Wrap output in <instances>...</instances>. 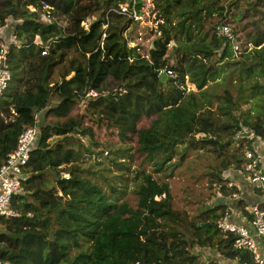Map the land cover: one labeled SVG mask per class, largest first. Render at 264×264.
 Segmentation results:
<instances>
[{
	"label": "trees",
	"instance_id": "trees-1",
	"mask_svg": "<svg viewBox=\"0 0 264 264\" xmlns=\"http://www.w3.org/2000/svg\"><path fill=\"white\" fill-rule=\"evenodd\" d=\"M126 1L0 0V47L14 21L0 167L36 117L39 127L13 199L21 215L0 216V260L251 262L218 221L239 193L229 173L246 171L247 151L264 145V0H152L158 25L148 54L129 44L138 21L110 11ZM165 69L174 75L162 81ZM132 144L136 168L128 164ZM192 154L207 162L213 195L223 198L194 214L175 207L166 180Z\"/></svg>",
	"mask_w": 264,
	"mask_h": 264
},
{
	"label": "built area",
	"instance_id": "built-area-1",
	"mask_svg": "<svg viewBox=\"0 0 264 264\" xmlns=\"http://www.w3.org/2000/svg\"><path fill=\"white\" fill-rule=\"evenodd\" d=\"M138 0H127L120 7L111 8L110 11H115L119 14L139 19ZM45 8H51L45 5ZM34 10L35 7L31 6ZM158 23L156 24L157 27ZM84 26L88 28L87 22ZM155 27V28H156ZM220 33L224 36L234 39V34L229 26H222ZM12 42V41H11ZM10 43V42H9ZM3 42L0 47V98L9 85L12 73L9 67L8 54L10 44ZM130 46L136 48L142 53L138 43L132 39L129 42ZM43 51V54H46ZM167 75H174L172 70L165 69L161 72ZM97 92L93 89L88 91V96H97ZM39 134L38 117L34 125L28 127L19 137L18 145L15 149L8 153L6 162L0 167V216L4 218H16L21 215V212L14 207L13 199L21 190H23L25 182V168L30 160L32 147ZM246 171L249 173L250 181L259 189L263 200L259 203L248 206L247 210L251 214V227L231 222L229 214L218 221V228L223 236L228 237L234 235L235 248L245 250L251 254L252 261L242 264H264V165L263 156L259 153L258 147L249 150L246 153ZM233 186V183H229ZM0 264H13L8 260H0ZM142 264V263H137ZM154 264V263H153Z\"/></svg>",
	"mask_w": 264,
	"mask_h": 264
},
{
	"label": "rangeland",
	"instance_id": "rangeland-1",
	"mask_svg": "<svg viewBox=\"0 0 264 264\" xmlns=\"http://www.w3.org/2000/svg\"><path fill=\"white\" fill-rule=\"evenodd\" d=\"M143 2L140 14L138 16L139 19H135L138 21L137 28H132L130 38L137 42L139 47L141 48L142 53L148 54V49L150 46V41L152 40L153 31L158 23L157 13L153 12L152 9L154 5L152 0H140ZM152 11V12H151ZM253 19H258L257 16L252 17ZM252 18L243 19L240 23V26H243L247 22L251 21ZM13 20H10V24L6 26L3 30L4 40L11 41L13 32ZM264 23V22H263ZM250 27V26H249ZM4 41V42H5ZM130 42V41H129ZM190 88H195L194 85L189 84ZM85 106L76 107L73 110V114L75 117L78 114H82ZM46 112H42L40 116V121H43ZM50 120L56 121L55 117L49 116ZM88 121V120H86ZM104 134V131H99V136L101 137ZM104 139V138H103ZM135 144L129 145L130 153L133 154V159L129 160V165L132 168H136L139 166V156L135 149ZM178 157L176 158V160ZM199 159L195 154L189 156V161H187L184 165L183 163L180 167L176 168L174 175L167 177L166 180L170 183L172 197L174 201V205L176 208L185 209L191 214L197 212L198 207L205 206L204 204H208V206H214L219 204V202L223 199L216 197L213 195V192L216 191V187L211 188L209 178L205 176L206 168L208 167L207 162L205 164L200 163ZM151 165H146L149 171H151ZM236 170V169H235ZM133 193L130 192L126 195V197H132ZM207 254V253H206ZM208 256L212 255L211 252H208ZM206 255V256H207ZM207 257L205 258V260Z\"/></svg>",
	"mask_w": 264,
	"mask_h": 264
},
{
	"label": "crops",
	"instance_id": "crops-1",
	"mask_svg": "<svg viewBox=\"0 0 264 264\" xmlns=\"http://www.w3.org/2000/svg\"><path fill=\"white\" fill-rule=\"evenodd\" d=\"M6 42V41H5ZM259 153L263 156V165H264V145L260 146ZM229 178L231 179L230 183H233V186H236L239 190V193L226 200V213L229 214V220L238 224H243L251 227V214H246L248 212V206L252 204L259 203L263 200V197L256 188V186L250 181L249 173L240 170H234L229 173ZM223 199V198H222ZM246 210V211H245ZM205 252L208 254V250ZM212 255L216 253L211 252ZM222 264H239L237 261L232 259H225L221 261Z\"/></svg>",
	"mask_w": 264,
	"mask_h": 264
},
{
	"label": "water",
	"instance_id": "water-1",
	"mask_svg": "<svg viewBox=\"0 0 264 264\" xmlns=\"http://www.w3.org/2000/svg\"><path fill=\"white\" fill-rule=\"evenodd\" d=\"M161 76H162V81H165L168 78L167 74H165L164 72L161 74Z\"/></svg>",
	"mask_w": 264,
	"mask_h": 264
}]
</instances>
